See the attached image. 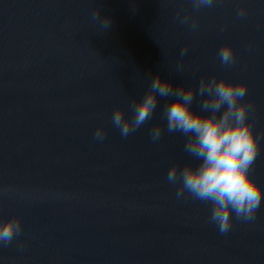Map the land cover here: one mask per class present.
Masks as SVG:
<instances>
[{"label": "water", "instance_id": "obj_1", "mask_svg": "<svg viewBox=\"0 0 264 264\" xmlns=\"http://www.w3.org/2000/svg\"><path fill=\"white\" fill-rule=\"evenodd\" d=\"M186 14L195 30L180 23ZM224 44L230 66L217 55ZM156 75L195 89L213 75L247 84L260 137L252 175L264 186V0L198 12L191 0H0V219L22 222L0 243V264H264V201L221 234L210 204L176 197L170 166L199 161L167 131L164 99L129 136L113 126V111L131 118Z\"/></svg>", "mask_w": 264, "mask_h": 264}, {"label": "clouds", "instance_id": "obj_2", "mask_svg": "<svg viewBox=\"0 0 264 264\" xmlns=\"http://www.w3.org/2000/svg\"><path fill=\"white\" fill-rule=\"evenodd\" d=\"M193 11L210 8L215 0H191ZM237 15L243 18L246 10L241 8ZM94 20H102L110 27L111 19L101 17L99 9L93 13ZM189 24L192 30L197 21L186 14L180 20ZM187 52V46L181 56ZM222 65L235 63V53L230 44L218 50ZM182 70V63L177 64ZM247 84L233 82L213 75L201 78L198 89L174 85L159 75L152 77L148 90L140 99H133L130 105L131 118L117 107L111 116L112 124L119 129L122 137H127L153 118L161 99L166 103L162 109V119L169 133H180L186 137L184 152L199 163L190 161L182 167L173 163L167 173V181L177 186L176 197L185 195L211 205L210 223L221 234L231 230L233 214L237 219L251 221L264 201V186L252 175V170L260 151V137L254 132L249 120L252 104L245 100ZM200 97V110L192 105ZM164 128L155 124L150 135L158 142ZM97 140H103L105 131L98 127L94 133ZM22 231L19 217L0 219V243L8 245Z\"/></svg>", "mask_w": 264, "mask_h": 264}]
</instances>
